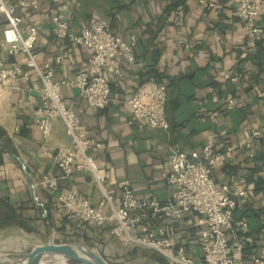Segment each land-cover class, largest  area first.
I'll use <instances>...</instances> for the list:
<instances>
[{"label":"crops","instance_id":"obj_1","mask_svg":"<svg viewBox=\"0 0 264 264\" xmlns=\"http://www.w3.org/2000/svg\"><path fill=\"white\" fill-rule=\"evenodd\" d=\"M9 3L22 17V27L26 24L37 27V60L40 64L50 63L56 80L73 79L86 67L91 53L69 38L56 36L55 15L68 22L70 33L79 32L94 19H104L124 39L136 37L134 62L123 60L122 76L110 75L111 97L115 100L110 106L98 109L85 100L78 88L62 89V96L78 114L92 140L89 153L99 167L110 172L108 191L114 196L128 184L139 197H155L162 202L172 199V187L161 179L170 148L200 149L216 129L210 115L223 111L228 100L237 96V103L219 118V127L224 131L223 146L232 152L215 177L219 183L246 179L249 195L239 201L236 215L248 217L255 239L251 253H263L264 41L255 52L247 47L243 24L233 14L236 0L224 3L218 16L204 9L198 0H9ZM258 23L264 29V13ZM2 49L7 53L4 46ZM58 54L63 55L61 64L54 60ZM5 57L28 69L23 55ZM235 73L242 75L239 95L235 83L227 78ZM148 80L167 86V129L129 123L127 100L136 86ZM41 88L40 78L31 72L28 79H19L0 90V131L7 148L0 154V166L4 167L0 196L18 210L25 224L1 229L2 235L12 229L22 232V237L13 238L4 248L83 238L101 245L111 264H171L154 249L124 247L113 236L96 238L89 227L58 212L60 190L76 189L94 203L102 195L90 173L64 178L55 165L54 152L71 151L74 145L62 118L52 120L46 139L33 124ZM256 130L261 132L258 139L253 135ZM250 142L254 145L253 158L247 147ZM45 174L58 178V190L41 184ZM202 224L201 215L190 213L168 225L195 259L201 255L198 234Z\"/></svg>","mask_w":264,"mask_h":264},{"label":"built area","instance_id":"obj_2","mask_svg":"<svg viewBox=\"0 0 264 264\" xmlns=\"http://www.w3.org/2000/svg\"><path fill=\"white\" fill-rule=\"evenodd\" d=\"M229 0H198L204 9L218 16L222 6ZM264 13V0H236L233 14L241 21L245 32V44L255 52L264 41V29L258 18ZM54 32L59 39L69 38L90 50L86 67L73 79L53 78L50 63L40 64L36 45L38 29L32 24L21 26L22 17L9 0H0V90H4L19 79H28L34 72L42 82L38 105L32 122L38 127L43 139L52 128L55 117L63 119L68 134L73 140L71 151L57 150L53 154L55 165L67 178L74 174L90 173L101 192L102 198L94 203L90 197L82 196L76 189L60 190L57 210L69 219L78 221L93 230L96 238L115 237L122 246H143L154 249L165 256L171 264H264V251L251 253L255 239L250 233L248 217L236 215L241 199L248 197L245 178L232 183H219L215 173L221 169L232 152L222 143L224 131L219 127V118L233 107L238 97L228 100L223 111L210 115L216 129L198 150H185L178 146L170 148L162 181L172 187L173 198L159 201L155 197H139L130 185H123L118 196L108 191L110 172L99 167L89 153L92 140L81 125L80 117L62 96L64 87L78 88L85 100L98 109H105L115 100L111 97L110 75L122 76L123 60L133 63L137 39L117 35L107 20L94 19L77 33L68 31V22L58 15L53 17ZM11 33L13 39L8 38ZM23 55L27 70L5 55ZM55 63H63V55L55 57ZM235 83L237 95L241 91V74H228ZM167 86L152 80L136 86L127 100L130 108V124L139 127H169L166 117ZM256 139L261 132L253 131ZM99 146V145H97ZM250 158L255 156L253 143H247ZM4 167L0 166V175ZM41 184L58 190V178L45 174ZM202 217V228L198 234L200 257L189 255L186 245L180 243L168 225L179 222L187 214ZM107 233L108 235H106ZM98 235V236H97Z\"/></svg>","mask_w":264,"mask_h":264},{"label":"water","instance_id":"obj_3","mask_svg":"<svg viewBox=\"0 0 264 264\" xmlns=\"http://www.w3.org/2000/svg\"><path fill=\"white\" fill-rule=\"evenodd\" d=\"M4 261H8V264H68L71 261L80 264H111L103 252L83 242L52 241L35 245L25 253L0 254V263Z\"/></svg>","mask_w":264,"mask_h":264},{"label":"trees","instance_id":"obj_4","mask_svg":"<svg viewBox=\"0 0 264 264\" xmlns=\"http://www.w3.org/2000/svg\"><path fill=\"white\" fill-rule=\"evenodd\" d=\"M260 44V43H259ZM259 44L257 49L259 48ZM6 140L3 132L0 131V154L6 150ZM19 225L25 227L24 221L18 210L13 207L5 198L0 196V230L9 225ZM81 241H87L88 243H94L89 240L80 239Z\"/></svg>","mask_w":264,"mask_h":264},{"label":"rangeland","instance_id":"obj_5","mask_svg":"<svg viewBox=\"0 0 264 264\" xmlns=\"http://www.w3.org/2000/svg\"><path fill=\"white\" fill-rule=\"evenodd\" d=\"M12 230H10V232H5V234H3V235H2L3 231L2 230L0 231V254H4V253H7V252L25 253V252L30 251L34 247L33 244L29 243V244H26V246L25 245L22 246L21 248L15 247V246H12V248H10V249L9 248H4L5 246L8 245L9 241H12L13 238L18 237V235H20L22 233L20 231H15V229H12ZM20 237H22V236L20 235ZM82 240H83V238H82ZM85 240H87V239H85ZM50 241H52V240H50ZM46 242H48V241H46ZM52 242H54V241H52ZM72 242H83L86 245L95 248L99 252H103L105 250V249L102 250L103 247H100L101 245H96L95 243H93V244L91 243L90 244L87 241H81L80 239H78L76 241H72ZM139 247L142 248L143 246H135L133 248H139ZM109 258L112 259V260H119V259H115V258H113L111 256ZM8 263H9L8 261H4V262H2L0 264H8ZM68 264H80V263L77 262V261H71Z\"/></svg>","mask_w":264,"mask_h":264},{"label":"clouds","instance_id":"obj_6","mask_svg":"<svg viewBox=\"0 0 264 264\" xmlns=\"http://www.w3.org/2000/svg\"><path fill=\"white\" fill-rule=\"evenodd\" d=\"M8 38L11 40V39H13L14 37L12 36L11 33H8Z\"/></svg>","mask_w":264,"mask_h":264}]
</instances>
